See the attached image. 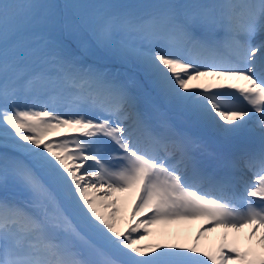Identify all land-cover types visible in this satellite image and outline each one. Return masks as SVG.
<instances>
[{
    "label": "snow or ice",
    "instance_id": "6c2138e0",
    "mask_svg": "<svg viewBox=\"0 0 264 264\" xmlns=\"http://www.w3.org/2000/svg\"><path fill=\"white\" fill-rule=\"evenodd\" d=\"M88 7L0 0V264H264L226 243H139L157 222L264 230V0L124 6L99 26ZM209 75L236 82L193 83ZM35 80L66 86L63 112L27 102ZM119 193L143 216L126 231Z\"/></svg>",
    "mask_w": 264,
    "mask_h": 264
},
{
    "label": "rangeland",
    "instance_id": "374dc122",
    "mask_svg": "<svg viewBox=\"0 0 264 264\" xmlns=\"http://www.w3.org/2000/svg\"><path fill=\"white\" fill-rule=\"evenodd\" d=\"M143 16V15H141ZM105 20V19H104ZM163 28L162 21L157 22L156 24L148 26L147 30L154 34H160ZM134 38H136L134 35H132ZM129 38L131 36H128ZM127 37V38H128ZM132 39V37H131ZM263 39V38H261ZM35 83H38V85L33 86L35 88H47L48 96L50 99H42L41 101H36L39 103L47 102L49 106L55 105L57 109L61 112H63L64 105L66 104L67 99V89L66 86L58 83V87L54 89L55 83L51 85H47L48 81H41V80H35ZM216 82H236L235 78H216V77H210V76H203L200 77L199 80L193 81V83H216ZM30 85V88H33ZM143 107L147 108L150 106V100L145 99V101L142 104ZM174 122L178 127H181L183 129H187L190 131H194L196 134H202L200 133L199 129L191 126L190 124L184 122L181 119L174 118ZM64 131V130H61ZM59 133L53 134L52 138H58ZM207 139V137H205ZM208 146L209 150L216 153L217 155H224L228 152V145L208 140ZM207 158L208 161H216L213 158L210 157H203ZM90 163V162H89ZM102 189L98 194L102 193ZM120 197V199L117 202V219L119 223H117V227L121 231H126L127 228L135 224L136 221L143 219V216H136L132 217V212L134 209V198L126 193H119L116 194ZM150 215V213H149ZM121 223V224H120ZM214 228H221L220 233H218V237L209 238L206 234L208 232L215 231ZM227 229L222 227H213L208 222H206L204 219H193V220H179V221H170V222H157L154 224H150L147 226L146 233L144 232L143 228L140 229V235L143 236V239H140V244H146V245H164V244H181L185 246H191L193 243H197L198 246L202 250H209L214 251L221 243L230 244L232 246H235L239 248L241 251L247 250L249 248L254 249L258 253H264V247L258 244V239L260 236L261 231L264 230H258L256 233V236L252 237L251 240L248 239V234L250 229L247 230V236L243 242H236V239L232 236L225 235V232ZM199 235V240H196L197 234ZM134 237L137 236V234H133ZM232 264H235V262H232Z\"/></svg>",
    "mask_w": 264,
    "mask_h": 264
},
{
    "label": "trees",
    "instance_id": "16d2710c",
    "mask_svg": "<svg viewBox=\"0 0 264 264\" xmlns=\"http://www.w3.org/2000/svg\"><path fill=\"white\" fill-rule=\"evenodd\" d=\"M159 1H162L164 4L192 2V0H51V2L89 6L88 8H83L80 9L79 11L92 26L102 25L103 20L105 19V13L110 11H118L120 10V8L124 6H131V11H133L136 15L148 14L152 8L147 6L162 5V4H158ZM44 2H49V0H44ZM85 59L88 62H92L93 58L89 56L86 57ZM52 83L54 84L55 82L48 81L47 84L51 85ZM45 91L47 90L43 88L40 90L31 89L28 95L30 96L31 100H33V98H35L36 96H41L43 93H45ZM24 98L25 95L21 94L18 101V104L20 106H23V104L25 103V100H23ZM21 101H23L22 104H20Z\"/></svg>",
    "mask_w": 264,
    "mask_h": 264
},
{
    "label": "bare ground",
    "instance_id": "6f19581e",
    "mask_svg": "<svg viewBox=\"0 0 264 264\" xmlns=\"http://www.w3.org/2000/svg\"><path fill=\"white\" fill-rule=\"evenodd\" d=\"M263 38V39H261ZM261 40H264V33H258L254 38H253V44H257L259 43ZM210 77H212L211 75H209ZM223 174V173H222ZM221 174V175H222ZM119 223V221H118ZM121 224V223H120ZM248 226H245L243 228H241L239 231L233 230V229H227V231L225 232V235L230 236V237H234L236 239V242H243L247 236V230H248ZM215 231L213 232H208L207 231V235L209 238H213L214 237H218V233H220L221 228H214Z\"/></svg>",
    "mask_w": 264,
    "mask_h": 264
}]
</instances>
